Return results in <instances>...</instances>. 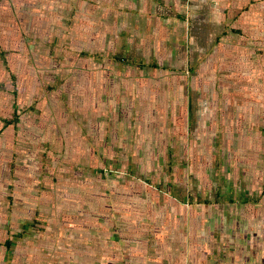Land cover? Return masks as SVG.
<instances>
[{"label": "crops", "instance_id": "obj_1", "mask_svg": "<svg viewBox=\"0 0 264 264\" xmlns=\"http://www.w3.org/2000/svg\"><path fill=\"white\" fill-rule=\"evenodd\" d=\"M0 264H264V0H0Z\"/></svg>", "mask_w": 264, "mask_h": 264}, {"label": "rangeland", "instance_id": "obj_2", "mask_svg": "<svg viewBox=\"0 0 264 264\" xmlns=\"http://www.w3.org/2000/svg\"><path fill=\"white\" fill-rule=\"evenodd\" d=\"M210 88H211V87H209V89H210ZM209 93H212L211 89H210Z\"/></svg>", "mask_w": 264, "mask_h": 264}]
</instances>
